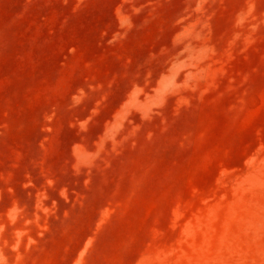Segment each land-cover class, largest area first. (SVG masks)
Wrapping results in <instances>:
<instances>
[{
	"label": "rangeland",
	"instance_id": "374dc122",
	"mask_svg": "<svg viewBox=\"0 0 264 264\" xmlns=\"http://www.w3.org/2000/svg\"><path fill=\"white\" fill-rule=\"evenodd\" d=\"M0 264H264V0H0Z\"/></svg>",
	"mask_w": 264,
	"mask_h": 264
}]
</instances>
